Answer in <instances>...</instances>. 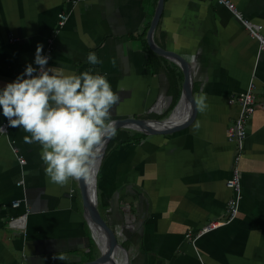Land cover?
Returning a JSON list of instances; mask_svg holds the SVG:
<instances>
[{"label":"crops","instance_id":"1","mask_svg":"<svg viewBox=\"0 0 264 264\" xmlns=\"http://www.w3.org/2000/svg\"><path fill=\"white\" fill-rule=\"evenodd\" d=\"M229 2L231 8L217 0H164L152 33L157 46L189 63L194 99L207 96V110L195 109L190 120L181 68L147 42L157 0H0V89L27 64L35 67L42 44L43 51L50 47L48 67L107 75L120 97L112 117L190 120L166 134L127 128L128 139H115L103 155L97 205L116 232V256L125 264H264L262 108L246 123L238 215L198 237L196 249L184 236L225 211L233 156L227 129L239 109L229 99L252 82L258 102L264 89V50L242 23L264 28V0ZM59 12L67 20L57 29ZM90 52L102 63L89 64ZM5 120L0 110V124ZM27 135L10 126L0 132V264L94 259L101 244L83 215L76 182L51 183L41 146L26 143ZM22 214L21 224H8Z\"/></svg>","mask_w":264,"mask_h":264},{"label":"clouds","instance_id":"2","mask_svg":"<svg viewBox=\"0 0 264 264\" xmlns=\"http://www.w3.org/2000/svg\"><path fill=\"white\" fill-rule=\"evenodd\" d=\"M42 53L43 45L37 44L34 63L38 68L27 64L0 89V110L8 126L29 133L26 143L40 144L50 182L65 186L72 179L87 178L101 146L115 136L117 121L111 110L120 97L106 74L48 67L51 56ZM86 59L91 65L102 63L95 52ZM195 107L199 112L207 110L206 94L195 98Z\"/></svg>","mask_w":264,"mask_h":264},{"label":"water","instance_id":"3","mask_svg":"<svg viewBox=\"0 0 264 264\" xmlns=\"http://www.w3.org/2000/svg\"><path fill=\"white\" fill-rule=\"evenodd\" d=\"M164 0H157V6L153 13V17L150 21V26L147 31V42L149 47L157 54L167 57L168 59L175 62L183 72V82H182V101L186 104L188 111L190 113V120L195 113V99L191 89V69L189 63L179 54L174 51H170L157 46L152 38V33L155 25L160 17ZM117 121L116 130L121 127L137 129L149 134H166L180 127L185 126L190 120L188 118L182 123H172V117L169 116L165 119H144L135 117H112ZM173 124V125H172ZM111 137L106 139L100 148L99 159L96 169L90 173L87 178H82L80 180H75L77 188L79 190L83 215L88 221L89 225L97 232L98 239L101 243V237L104 236L106 240L105 249L99 245L100 253L94 259L88 260L83 264H102L107 261L116 264L114 261L115 252L121 249L120 244L116 236L115 230L111 227V223L108 219H104L97 207V172L101 164L103 155L105 153L106 147L110 141ZM93 178L90 181L89 178ZM89 189H91L92 197L89 194ZM125 250V249H124ZM127 261V259H126Z\"/></svg>","mask_w":264,"mask_h":264},{"label":"built area","instance_id":"4","mask_svg":"<svg viewBox=\"0 0 264 264\" xmlns=\"http://www.w3.org/2000/svg\"><path fill=\"white\" fill-rule=\"evenodd\" d=\"M220 3H224L228 7H232L229 0H217ZM67 20V13L65 12H59L57 14V22H56V28L59 29L63 27ZM242 23L244 24L245 28L247 29L248 33L252 38L257 40L258 43V49L264 50V28L261 24L258 23H251L246 20H242ZM10 39L12 41H16V37H11ZM50 47L47 48L45 51H43V55H50ZM50 61V60H49ZM35 67L38 68L37 65ZM236 102L239 109L238 113L233 120L232 124L229 125L227 129V140L233 144V156L231 161V167H230V175L225 181V187L227 190H229V197L226 201L225 211L223 216L220 219L209 221L205 224H203L200 228L197 230L188 229L185 232V239L193 246L195 247V241L198 237L202 236L205 233H208L210 231H213L219 227H223L227 224H229L237 215L239 212V202L241 199V184H240V170H239V162L242 157L243 153V141L246 135V123L248 119L251 117L253 112L256 108H262L264 109V89L261 95L260 100L257 102L256 96L253 92V83L250 82L249 85L246 87L244 91L239 92L237 95L231 97L229 99V103ZM0 127L3 129H0V132H6L8 127V121L7 119L0 124ZM18 160L20 162H23L24 159L22 157H18ZM15 205H17L18 201H13ZM24 214L19 215L16 218H11L8 221L9 225H19L21 224V221L24 218ZM197 255L198 250H196ZM201 261V259H200Z\"/></svg>","mask_w":264,"mask_h":264},{"label":"trees","instance_id":"5","mask_svg":"<svg viewBox=\"0 0 264 264\" xmlns=\"http://www.w3.org/2000/svg\"><path fill=\"white\" fill-rule=\"evenodd\" d=\"M128 134H129V130L127 128H125V127L118 128L116 130L115 136L111 137V140L108 143L107 148L105 150L104 156L107 153V151L110 148H112V146H114V144H115L114 140L115 139L117 140V143L120 144L122 141H125L128 139ZM98 178H99V173L97 174V180H98ZM97 207H98V205H97ZM98 209H99V207H98ZM99 211H100V209H99ZM100 213H101V211H100ZM101 215H102V213H101ZM102 217H103V215H102ZM103 218L106 219L105 217H103Z\"/></svg>","mask_w":264,"mask_h":264},{"label":"bare ground","instance_id":"6","mask_svg":"<svg viewBox=\"0 0 264 264\" xmlns=\"http://www.w3.org/2000/svg\"><path fill=\"white\" fill-rule=\"evenodd\" d=\"M225 6V5H224ZM228 8V7H227ZM98 159H99V157L97 158V163H96V165L93 167V169H92V171L91 172H93L95 169H96V167H97V164H98ZM89 180L90 181H93V178L91 177V178H89ZM89 194H90V196L92 197V193H91V189H89ZM226 205V204H225ZM216 219V218H215ZM96 232V231H95ZM96 234H97V232H96ZM205 235V234H204ZM101 239H102V241H101V246H102V248L103 249H105V246H106V240H105V238H104V236L103 237H101ZM117 252H118V250H116V252H115V256H114V261H115V263L116 264H125V262H126V259L124 258V260L123 261H119L118 259H117V257H116V254H117ZM102 264H113L112 262H110V261H107V262H105V263H102Z\"/></svg>","mask_w":264,"mask_h":264},{"label":"rangeland","instance_id":"7","mask_svg":"<svg viewBox=\"0 0 264 264\" xmlns=\"http://www.w3.org/2000/svg\"><path fill=\"white\" fill-rule=\"evenodd\" d=\"M101 167H102V163H101L100 166H99L98 172H100V170H102ZM98 172H97V174H98ZM97 182H98V180H97ZM98 195H99V193H98V191H97V198H98V201H99V196H98ZM98 201H97V202H98ZM98 204H99V203H98ZM98 207H99V206H98ZM99 209H100V208H99ZM102 215H103V214H102ZM103 217H105V216L103 215ZM114 228H116V227L114 226ZM117 254L119 255V253H117ZM118 255H117V256H118ZM117 256H116V257H117ZM120 259H122V258H120ZM119 261H122V260H119Z\"/></svg>","mask_w":264,"mask_h":264}]
</instances>
